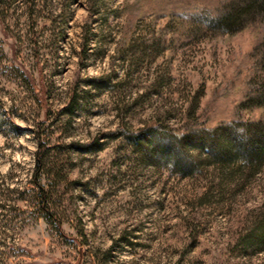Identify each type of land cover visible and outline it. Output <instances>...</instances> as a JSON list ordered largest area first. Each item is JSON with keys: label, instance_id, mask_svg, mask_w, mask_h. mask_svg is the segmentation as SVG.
<instances>
[{"label": "rangeland", "instance_id": "374dc122", "mask_svg": "<svg viewBox=\"0 0 264 264\" xmlns=\"http://www.w3.org/2000/svg\"><path fill=\"white\" fill-rule=\"evenodd\" d=\"M246 1L0 0V264H264V163L149 128L264 117Z\"/></svg>", "mask_w": 264, "mask_h": 264}, {"label": "trees", "instance_id": "16d2710c", "mask_svg": "<svg viewBox=\"0 0 264 264\" xmlns=\"http://www.w3.org/2000/svg\"><path fill=\"white\" fill-rule=\"evenodd\" d=\"M252 5L254 9L264 10V0H247L242 4H238L236 12H230L227 17V12L221 13L216 18L219 24L228 25L232 22H237L239 16L247 15L246 20L253 19ZM245 20V21H246ZM234 24V23H233ZM264 104V85L258 93L246 96L242 99L241 106L251 108L255 105ZM152 129L165 131L172 137L188 142L193 146L201 148H212L215 146V156L220 157L223 161H230L232 164H240L239 162L246 161L252 164L254 170H258L264 163V117L257 119H242L241 117H232L226 121L218 122L213 127H194L190 125L186 129L180 130L175 126H160L152 124L149 126ZM193 143V144H192ZM214 152V151H213ZM171 156H179L171 154ZM229 162V163H230ZM41 192L44 194V189L41 187ZM43 197V195H42Z\"/></svg>", "mask_w": 264, "mask_h": 264}]
</instances>
